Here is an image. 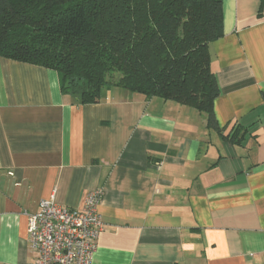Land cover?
I'll return each mask as SVG.
<instances>
[{"label":"crops","instance_id":"crops-1","mask_svg":"<svg viewBox=\"0 0 264 264\" xmlns=\"http://www.w3.org/2000/svg\"><path fill=\"white\" fill-rule=\"evenodd\" d=\"M221 11L208 46L220 130L119 86L76 103L55 70L0 57V264L34 260L27 216L40 201L80 207L95 188L91 264H264V0Z\"/></svg>","mask_w":264,"mask_h":264},{"label":"trees","instance_id":"trees-1","mask_svg":"<svg viewBox=\"0 0 264 264\" xmlns=\"http://www.w3.org/2000/svg\"><path fill=\"white\" fill-rule=\"evenodd\" d=\"M222 34L221 0H0V57L55 70L74 102L119 86L191 107L215 130L208 46Z\"/></svg>","mask_w":264,"mask_h":264},{"label":"built area","instance_id":"built-area-1","mask_svg":"<svg viewBox=\"0 0 264 264\" xmlns=\"http://www.w3.org/2000/svg\"><path fill=\"white\" fill-rule=\"evenodd\" d=\"M102 188L89 191L80 207H67L53 197L39 202L27 216V241L34 254L29 264H91L103 229L99 204Z\"/></svg>","mask_w":264,"mask_h":264}]
</instances>
